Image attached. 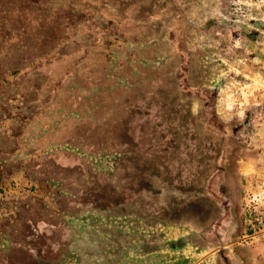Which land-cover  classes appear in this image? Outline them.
<instances>
[{"label":"rangeland","instance_id":"obj_1","mask_svg":"<svg viewBox=\"0 0 264 264\" xmlns=\"http://www.w3.org/2000/svg\"><path fill=\"white\" fill-rule=\"evenodd\" d=\"M152 1L0 0V197L40 200L14 223L36 264H161L163 245H184L173 229L209 247L217 205L202 221L163 209L193 212L201 195L224 207L227 175L254 159L243 126L226 142L212 117L227 77L194 59L176 7Z\"/></svg>","mask_w":264,"mask_h":264},{"label":"crops","instance_id":"obj_2","mask_svg":"<svg viewBox=\"0 0 264 264\" xmlns=\"http://www.w3.org/2000/svg\"><path fill=\"white\" fill-rule=\"evenodd\" d=\"M162 3L163 8L175 6L183 27L193 28L194 59L217 62V77H227L224 83L220 81L216 86V101L211 107L216 123L227 126L222 139L227 142L236 134L228 126H243L236 130V136L248 135L252 142L256 141V152L251 162L241 160L236 179L230 180L227 175L224 207L219 199L201 195L189 203L193 205V212L163 209L160 217L165 221L191 220V216L193 221H202L209 218L204 205L214 203L223 218L218 225L212 223L210 226L218 229V235L215 244L209 247L199 244L194 234L199 230L173 229L169 242L183 241L184 245H163V251L171 253L172 257L161 264H180L181 260L184 264H264L263 238L252 245L237 241L246 232L244 211L242 213L240 207L244 193L248 188L259 190L264 181V0H162ZM198 51H203L204 55L198 57ZM225 63L228 64L226 75L221 72ZM200 89L202 93L205 91V88ZM209 90L213 93V88ZM251 125H255L256 130L245 127ZM219 168L220 177L229 172V164L217 166V170ZM193 185L195 187L185 192L196 190V184ZM38 201L0 197V264H36L35 254L40 248L27 243L25 237L30 232L17 228L14 223L21 216L41 211ZM11 224L13 228L8 226ZM187 237L193 239L187 240Z\"/></svg>","mask_w":264,"mask_h":264},{"label":"built area","instance_id":"obj_3","mask_svg":"<svg viewBox=\"0 0 264 264\" xmlns=\"http://www.w3.org/2000/svg\"><path fill=\"white\" fill-rule=\"evenodd\" d=\"M261 188H248L243 197V211L246 232L237 240L241 244L252 245L264 239V181Z\"/></svg>","mask_w":264,"mask_h":264}]
</instances>
